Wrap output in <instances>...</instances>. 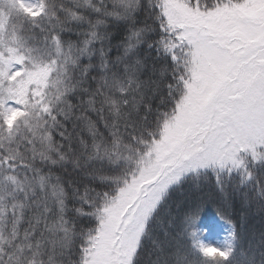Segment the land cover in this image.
<instances>
[{
    "label": "snow or ice",
    "instance_id": "1",
    "mask_svg": "<svg viewBox=\"0 0 264 264\" xmlns=\"http://www.w3.org/2000/svg\"><path fill=\"white\" fill-rule=\"evenodd\" d=\"M208 181L264 221V0H0V264H264Z\"/></svg>",
    "mask_w": 264,
    "mask_h": 264
},
{
    "label": "trees",
    "instance_id": "2",
    "mask_svg": "<svg viewBox=\"0 0 264 264\" xmlns=\"http://www.w3.org/2000/svg\"><path fill=\"white\" fill-rule=\"evenodd\" d=\"M173 204L177 206L176 212L181 215L199 207L198 226L202 233H205V230L216 221H224L221 212L227 213L229 218L240 226L245 241L258 239L253 234L258 233L264 225V221L259 216L245 218L239 203H231L227 194L219 192L211 181L201 183L199 186L186 185L174 195Z\"/></svg>",
    "mask_w": 264,
    "mask_h": 264
},
{
    "label": "rangeland",
    "instance_id": "3",
    "mask_svg": "<svg viewBox=\"0 0 264 264\" xmlns=\"http://www.w3.org/2000/svg\"><path fill=\"white\" fill-rule=\"evenodd\" d=\"M227 235V224L222 223L221 221L215 223L210 228H208L207 232L202 235V238L209 242L214 243H222L224 237Z\"/></svg>",
    "mask_w": 264,
    "mask_h": 264
}]
</instances>
